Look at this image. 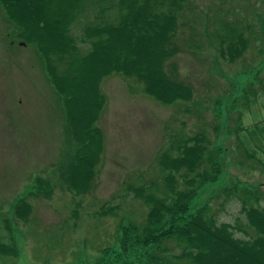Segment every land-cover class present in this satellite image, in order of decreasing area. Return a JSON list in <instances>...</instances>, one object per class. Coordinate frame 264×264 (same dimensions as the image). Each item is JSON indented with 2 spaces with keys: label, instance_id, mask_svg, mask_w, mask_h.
<instances>
[{
  "label": "rangeland",
  "instance_id": "1",
  "mask_svg": "<svg viewBox=\"0 0 264 264\" xmlns=\"http://www.w3.org/2000/svg\"><path fill=\"white\" fill-rule=\"evenodd\" d=\"M142 2L83 0L86 13L73 25L77 50L55 58L57 71L66 74L70 60L90 51L89 42L81 40L84 24L117 25L128 4ZM156 8L177 14V51L167 59L165 70L190 85L193 98L164 105L134 78L118 73L103 78L105 106L96 123L104 135L103 152L88 192L77 194L65 178L79 143L68 128L42 57L16 36L15 23L0 6V242L14 243V254L0 257V264H108L115 255L112 250L119 248L120 226L142 223L147 213L132 190L155 185L157 189H151L161 195L165 172L159 155L170 152L176 133L188 136L202 129L211 142L227 150L221 178L204 187L197 202L209 200L219 222L238 228L236 237H255L238 195L224 202L220 193L233 182L246 185L259 191L264 205V136L255 131L264 121V0H165ZM238 35L247 47L231 62L220 50ZM258 67L259 81L253 83L258 95L244 105L242 90ZM234 98L237 104L228 111ZM247 149L258 161L246 155ZM36 179L51 187L49 196L27 195L36 188ZM25 194L31 214L21 221L13 207ZM105 248L110 252L102 257Z\"/></svg>",
  "mask_w": 264,
  "mask_h": 264
},
{
  "label": "trees",
  "instance_id": "2",
  "mask_svg": "<svg viewBox=\"0 0 264 264\" xmlns=\"http://www.w3.org/2000/svg\"><path fill=\"white\" fill-rule=\"evenodd\" d=\"M82 1L0 0L6 19L15 23L16 36L33 45L42 57L44 70L63 105L68 128L79 143L67 164L65 178L69 190L77 194L88 192L103 152L104 136L96 126L105 106L103 78L112 73L134 78L146 94L164 105L193 98L192 87L165 70L167 59L177 51L173 37L178 27L174 11H157V4L165 0H143L138 6L128 4L117 25L84 24L81 40L89 42L90 51L76 61L70 60L66 74L59 73L55 58L64 59L77 50L73 25L86 13ZM246 47L244 38L238 35L220 53L232 62ZM252 70L253 76L242 90L240 101L244 105L258 95L253 83L259 81L261 69ZM260 87L263 90L264 83ZM237 101L232 100L228 111ZM262 125H255V131L264 136V121ZM174 138L170 152L159 155L165 172L162 194L151 189L155 185L132 190L147 206V213L142 223L120 226L119 248L112 250L115 255L108 264H120V260L121 264H174L173 261L184 260L190 264H264V205L260 203L259 191L234 182L221 189L224 202L238 195L241 210L255 231L253 238H238L234 234L238 228L219 222L209 200L197 202L202 189L221 178L227 149L211 142L203 129L188 136L176 133ZM262 148L264 153V143ZM246 153L256 159L248 149ZM35 182L36 188L27 195H50L47 183L41 179ZM25 196L13 207L14 215L21 221L31 214ZM109 252L108 248L103 249L102 257ZM13 254V243L0 242L1 258Z\"/></svg>",
  "mask_w": 264,
  "mask_h": 264
}]
</instances>
